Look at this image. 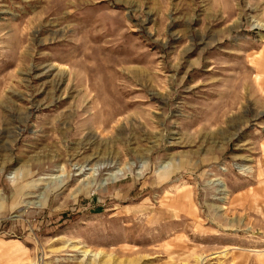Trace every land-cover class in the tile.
<instances>
[{
  "label": "rangeland",
  "instance_id": "1",
  "mask_svg": "<svg viewBox=\"0 0 264 264\" xmlns=\"http://www.w3.org/2000/svg\"><path fill=\"white\" fill-rule=\"evenodd\" d=\"M0 264H264V0H0Z\"/></svg>",
  "mask_w": 264,
  "mask_h": 264
},
{
  "label": "bare ground",
  "instance_id": "2",
  "mask_svg": "<svg viewBox=\"0 0 264 264\" xmlns=\"http://www.w3.org/2000/svg\"><path fill=\"white\" fill-rule=\"evenodd\" d=\"M101 167H102V166H101ZM101 167H97V169H96L97 172H98V170H99ZM79 170H80L81 173H83L86 169L83 168V167H81ZM100 170H101V169H100ZM94 171H95V169H94ZM118 174H119V172H118ZM121 174H122V173H121ZM115 175L117 176V174H115ZM116 176H110V178L114 180ZM87 253H88V252L86 251V252H85V255H86V256H87ZM86 256H85V257H86Z\"/></svg>",
  "mask_w": 264,
  "mask_h": 264
}]
</instances>
